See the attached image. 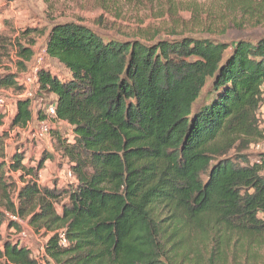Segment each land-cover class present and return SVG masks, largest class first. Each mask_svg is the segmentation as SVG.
Wrapping results in <instances>:
<instances>
[{
    "label": "trees",
    "instance_id": "1",
    "mask_svg": "<svg viewBox=\"0 0 264 264\" xmlns=\"http://www.w3.org/2000/svg\"><path fill=\"white\" fill-rule=\"evenodd\" d=\"M224 1L264 13V0ZM44 46L65 73L37 70L38 97L52 96L39 118L51 105L48 118L69 126L68 134L49 135L74 181L40 185L47 151L25 158L28 142L16 140L2 148L10 131L32 120L31 98L17 97L6 125L0 112V264H51L2 237L4 224L21 230L6 212L51 232L44 250L55 264H176L196 253L190 235L210 252L192 264H224L231 235L264 236V150L254 161L242 153L262 135L264 34L233 43L119 39L62 21ZM32 54L18 45L17 69L0 73V87L24 90L17 80Z\"/></svg>",
    "mask_w": 264,
    "mask_h": 264
},
{
    "label": "rangeland",
    "instance_id": "2",
    "mask_svg": "<svg viewBox=\"0 0 264 264\" xmlns=\"http://www.w3.org/2000/svg\"><path fill=\"white\" fill-rule=\"evenodd\" d=\"M62 21L80 22L100 35L119 39L190 35L233 43L239 38L254 39L264 34V13L252 16L251 13L232 8L224 0H0V73L16 71L18 45L29 47L33 53L17 80L24 85V90L19 93L14 88L0 87V112L4 125L9 122L19 96L31 98L32 120L26 129L14 128L10 131L2 140L1 146L8 150L15 140L28 142L29 150L25 158L30 152L33 158H39L43 151H47L51 158L44 162L39 171L38 182L57 189L68 187L74 177L69 176L67 160L54 152L49 133L50 130L58 129L63 134H68L69 126L47 116L43 120L39 118L45 115V104L52 96L38 97L35 74L37 75L39 68L60 76L65 73L62 64L47 56L44 46L50 27ZM257 118L262 135L242 149V153L248 155L251 161L256 159L257 153L264 150V94ZM31 131H35L37 137H32ZM257 143L259 148H256ZM238 144L239 142L232 151ZM8 174L15 181L16 174ZM16 182L19 186L20 182ZM13 194L12 198L16 201L15 192ZM10 215L13 214L6 212L5 217L10 218ZM26 220L19 218L20 231L9 229L4 224L1 229L2 237L9 236L27 246L37 261L48 260L55 264L45 255L44 250L51 232H47L45 228L35 229ZM193 236L190 235L189 240L196 241V253H189L183 259L177 258L176 264H192L196 254L200 256L198 262L204 263L208 259L210 252L205 251L204 242ZM214 240L210 239L208 245H212ZM225 259L224 264H264V236L248 242L231 235Z\"/></svg>",
    "mask_w": 264,
    "mask_h": 264
},
{
    "label": "built area",
    "instance_id": "3",
    "mask_svg": "<svg viewBox=\"0 0 264 264\" xmlns=\"http://www.w3.org/2000/svg\"><path fill=\"white\" fill-rule=\"evenodd\" d=\"M27 80L30 81L31 79L30 78H27ZM35 80H36V74H35ZM45 111H46L47 117H52L54 115V112H55L54 107L51 106V105L48 106ZM30 135L32 137H34V138L37 137V133L35 131H31V134ZM256 148H259V144L258 143L256 144ZM69 176H71V173H69ZM10 218L13 219V220H15V221H17V222H19V218L17 216H15V215H10Z\"/></svg>",
    "mask_w": 264,
    "mask_h": 264
}]
</instances>
